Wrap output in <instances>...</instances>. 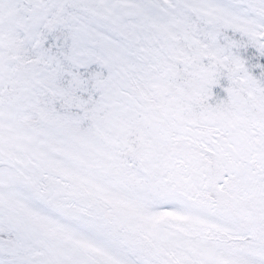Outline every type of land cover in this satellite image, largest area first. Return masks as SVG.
<instances>
[{
	"label": "snow or ice",
	"instance_id": "snow-or-ice-1",
	"mask_svg": "<svg viewBox=\"0 0 264 264\" xmlns=\"http://www.w3.org/2000/svg\"><path fill=\"white\" fill-rule=\"evenodd\" d=\"M0 264H264V0H0Z\"/></svg>",
	"mask_w": 264,
	"mask_h": 264
}]
</instances>
